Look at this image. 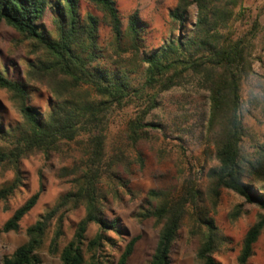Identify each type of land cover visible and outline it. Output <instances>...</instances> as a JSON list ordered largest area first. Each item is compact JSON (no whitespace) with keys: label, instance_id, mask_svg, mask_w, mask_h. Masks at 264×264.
Masks as SVG:
<instances>
[{"label":"trees","instance_id":"16d2710c","mask_svg":"<svg viewBox=\"0 0 264 264\" xmlns=\"http://www.w3.org/2000/svg\"><path fill=\"white\" fill-rule=\"evenodd\" d=\"M88 1L102 13L101 18L92 13L82 15L81 0H0V27L10 26L28 42L32 53L42 54L43 60L31 65L30 77L53 94L47 113H43L32 104L25 84L0 67V88L14 97L22 116L14 129L0 127V136L11 135L12 142L0 147V174L3 169L15 174L12 183L0 189V208L24 183V159L42 154L48 162L71 159L73 163L72 168L62 170V176L71 179L70 191L26 230L28 241L5 257L3 264H43L41 254L48 243L49 249L59 254L61 264H128L139 237L132 238L114 262L108 254L116 248L111 234L122 240L125 237L121 220L107 218L106 205L110 197L129 192L120 168H130L132 157L143 162L140 146L151 141L159 128L147 122L159 97L190 84L209 94L206 136L215 148L217 165L207 178L215 204L221 191L228 190L264 211V193L252 189L264 182V142L255 138L248 148L246 126L247 115L264 113V74L256 68L258 64L264 71V59L256 55L262 43L259 19L247 31L237 32L235 22L243 0H179L170 18L183 27L195 8L192 32L146 53V26L137 12L124 28L116 0ZM49 15L54 32L44 23ZM101 24L112 32L107 47L100 45ZM130 53L139 67L124 59ZM140 71L143 79L136 84L133 75ZM130 109L134 116L125 122L119 136L112 135L116 114ZM150 197L147 217L162 229L148 264H173L172 250L187 223L191 235L200 238L198 259L203 264H221L215 254L222 237L206 206L208 194L197 182L187 180L178 196L151 191ZM39 199L40 193L34 194L1 232H19ZM154 201L158 203L154 205ZM81 209L84 218L72 239L62 245L69 216ZM259 219L245 236L239 264H248L254 256L264 230V215ZM93 225L98 230L89 239Z\"/></svg>","mask_w":264,"mask_h":264},{"label":"rangeland","instance_id":"374dc122","mask_svg":"<svg viewBox=\"0 0 264 264\" xmlns=\"http://www.w3.org/2000/svg\"><path fill=\"white\" fill-rule=\"evenodd\" d=\"M126 28L130 16L138 13L144 28V48L146 53H152L161 47L165 41L192 32L196 22V9L190 12L188 22L180 27L170 18V11L179 0H116ZM81 13H92L101 18L102 13L88 0H81ZM259 19L262 27V43L256 51L257 56L264 59V0H243L242 8L235 22L237 32H245ZM47 28L54 32L53 19L49 15L45 21ZM55 34V33H54ZM99 40L102 47H107L112 41V32L104 24L99 30ZM43 56L32 53L30 45L10 26L0 27V67H6L12 79L23 82L27 91L32 95V104L43 113H47L53 99L52 92L37 84L30 77L33 64H39ZM124 59L136 67L134 56L128 54ZM132 67V66H131ZM257 71L263 75L264 71L257 64ZM143 70V68H142ZM135 83L143 79V73L133 75ZM249 91V89H248ZM247 91V92H248ZM247 98V95H246ZM210 115L209 94L193 85L176 88L163 93L159 97L158 107L151 113L147 122L158 126L152 140L142 143L143 162L132 157L130 168H120L121 176L128 182L129 192L122 193L119 198L110 197L106 205L108 219L119 218L121 230L125 240L117 234H111L115 239L114 249L108 254L114 262L119 259L121 251L134 237H139L134 252L128 264H148L155 252L159 241L162 225L147 217L151 209L150 192L168 191L173 196L180 195L184 183L191 179L207 192L206 206L219 229L222 244L215 258L221 264H239L243 241L250 228L256 224L264 211L258 204H249L234 192L222 190L218 202L209 193V170L217 165L215 148L206 136V129ZM134 116L130 109L119 111L112 123V135H118L123 130L125 122ZM22 122L14 97L0 88V127L6 130L14 129ZM248 131L247 147L251 140L264 142V113L254 112L247 115ZM11 135L0 136V147L11 144ZM24 183L19 191L0 208V264L5 257L12 255L18 247L28 241L26 230L35 224L41 215L52 208L71 189V179L62 176L63 168H72L71 159L45 160L44 155L37 154L22 161ZM12 169H3L0 174V189L11 184L14 180ZM262 186L263 189L259 187ZM254 192L264 193V182H259L252 188ZM40 193L37 206L21 223L19 232L2 233L1 230L12 215L23 206L34 194ZM158 201V200H157ZM154 205L158 202L154 201ZM83 209L71 213L65 225V238L62 245L67 244L73 237L77 224L84 218ZM189 223L182 228L179 238L172 250L173 264H203L197 257L200 238L191 235ZM98 228L93 225L88 232L91 239ZM54 228L52 229V233ZM53 236V234L51 235ZM49 245V243H48ZM47 245L43 250V264H61L59 254L52 252ZM248 264H264V230L254 247V256Z\"/></svg>","mask_w":264,"mask_h":264}]
</instances>
